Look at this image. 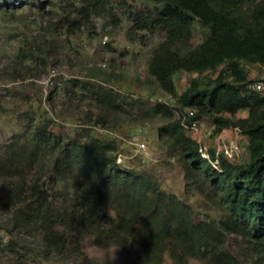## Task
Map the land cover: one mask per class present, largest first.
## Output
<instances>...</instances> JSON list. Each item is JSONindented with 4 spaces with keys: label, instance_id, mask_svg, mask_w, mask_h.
<instances>
[{
    "label": "trees",
    "instance_id": "16d2710c",
    "mask_svg": "<svg viewBox=\"0 0 264 264\" xmlns=\"http://www.w3.org/2000/svg\"><path fill=\"white\" fill-rule=\"evenodd\" d=\"M55 1L0 0V14L10 17L26 7L48 12ZM61 1L80 17L69 22L74 32L114 0ZM143 1L149 6L135 13L131 28L164 36L148 60L147 75L180 111L190 108L196 119L211 117L215 132L241 129L247 160L236 163L213 149L207 150L208 159L201 157L198 142L185 133L171 104L153 105L152 114L172 119L158 137L164 135L177 151L187 187L199 186L210 205L200 212L163 191L151 175L124 170L118 141L90 135L65 140L46 119L25 113L21 135L0 147V190L14 212L13 226L28 225L43 235L41 251L15 246L0 235V250L21 264L44 251L62 257L70 245L81 258L85 237L99 247H132L130 264H163L165 255L174 264H188L190 258L203 264H264V96L248 88L258 79L247 80L241 65L264 67V0L253 4L248 18L238 11V0ZM195 21L209 34L191 46ZM216 69L212 78L198 77ZM178 72L198 75L180 93ZM105 102L115 106L108 98ZM245 109L248 116L235 119ZM231 236L245 245L241 257L228 246Z\"/></svg>",
    "mask_w": 264,
    "mask_h": 264
},
{
    "label": "rangeland",
    "instance_id": "374dc122",
    "mask_svg": "<svg viewBox=\"0 0 264 264\" xmlns=\"http://www.w3.org/2000/svg\"><path fill=\"white\" fill-rule=\"evenodd\" d=\"M257 1L260 0H238L237 9L248 18ZM66 6L56 0L48 12L37 13L26 7L16 8V14L10 17L0 14V147L21 135L26 124L25 113L34 111L37 120L46 119L52 131L65 140L90 135L118 141L124 151L121 164L124 170L147 173L163 191L200 212L208 210L210 205L199 186L187 187L177 151L164 135L158 137L159 129L172 119L152 114L151 108L159 100L173 106L174 101L147 75L148 60L163 39V33L131 28L135 13L147 9V2L114 0L74 32L69 22L80 17L74 10H66ZM208 34L207 27L195 21L189 44L201 43ZM241 65L247 80L264 79L263 66L245 62ZM217 70L199 76L176 73L177 93L192 78H212ZM260 95L263 97L264 91ZM105 98L115 106L110 107ZM248 113V109L241 110L235 119L246 118ZM198 120L199 134L190 130L185 133L199 146L221 153L236 145L240 154L235 162L247 160V138L241 129L215 132L211 117L202 116ZM133 138L144 142L146 151L137 152L129 145L127 140ZM0 201V235L4 241L41 251L43 235L28 225L14 227V212L3 190ZM81 245V258L70 245L62 257L44 251V255L22 264H130L135 257L134 249L129 246L99 247L88 237ZM228 246L239 257L245 248L243 241L234 236L229 238ZM0 264L21 263L0 250ZM163 264L174 262L165 255ZM188 264L203 263L190 258Z\"/></svg>",
    "mask_w": 264,
    "mask_h": 264
},
{
    "label": "built area",
    "instance_id": "2783aa9c",
    "mask_svg": "<svg viewBox=\"0 0 264 264\" xmlns=\"http://www.w3.org/2000/svg\"><path fill=\"white\" fill-rule=\"evenodd\" d=\"M248 88L253 90V91L261 92L264 89V81L259 80V79L254 80L248 84ZM159 102H163V101L159 100ZM171 108H172V112L176 116V118L180 119V123L185 130H190L194 134H199V128H198L199 127V120L195 118V111L193 109L185 108V109H182V111H180V109L175 105L174 106L171 105ZM127 141L129 143V145L133 146V148L137 152L146 151L145 143L140 142L139 140H137V138H133V139H130ZM198 151H199L201 157H203L205 159L209 158L207 149L205 147L199 146ZM216 153H218V152L216 151ZM221 153H223V155L227 159L234 161L239 156L240 149L235 145L229 149H224ZM120 160H121L120 157H118L117 162L119 163ZM215 163H216V161L212 162V165H215Z\"/></svg>",
    "mask_w": 264,
    "mask_h": 264
},
{
    "label": "clouds",
    "instance_id": "9594fccd",
    "mask_svg": "<svg viewBox=\"0 0 264 264\" xmlns=\"http://www.w3.org/2000/svg\"><path fill=\"white\" fill-rule=\"evenodd\" d=\"M115 259V257H113V260Z\"/></svg>",
    "mask_w": 264,
    "mask_h": 264
}]
</instances>
